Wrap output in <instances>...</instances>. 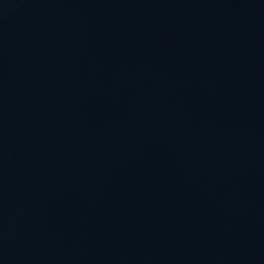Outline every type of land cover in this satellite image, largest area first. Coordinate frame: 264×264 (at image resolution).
Returning a JSON list of instances; mask_svg holds the SVG:
<instances>
[{
    "label": "water",
    "instance_id": "water-1",
    "mask_svg": "<svg viewBox=\"0 0 264 264\" xmlns=\"http://www.w3.org/2000/svg\"><path fill=\"white\" fill-rule=\"evenodd\" d=\"M0 264H264V0H0Z\"/></svg>",
    "mask_w": 264,
    "mask_h": 264
}]
</instances>
